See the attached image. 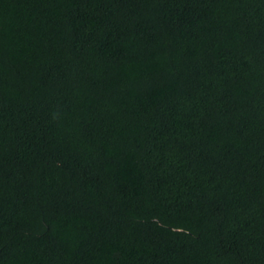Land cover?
<instances>
[{"label": "trees", "instance_id": "trees-1", "mask_svg": "<svg viewBox=\"0 0 264 264\" xmlns=\"http://www.w3.org/2000/svg\"><path fill=\"white\" fill-rule=\"evenodd\" d=\"M0 264H264V0H0Z\"/></svg>", "mask_w": 264, "mask_h": 264}]
</instances>
